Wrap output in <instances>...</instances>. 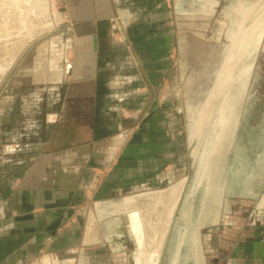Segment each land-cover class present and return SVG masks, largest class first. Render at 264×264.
Returning a JSON list of instances; mask_svg holds the SVG:
<instances>
[{
    "label": "crops",
    "instance_id": "1",
    "mask_svg": "<svg viewBox=\"0 0 264 264\" xmlns=\"http://www.w3.org/2000/svg\"><path fill=\"white\" fill-rule=\"evenodd\" d=\"M69 6L83 27L76 57L87 61L75 64L64 99L66 133L56 136L62 144L42 151L39 139L34 161L30 152L0 164V250H7L0 264H264V126L256 125L259 116L264 125V70L259 77L255 62L264 13L248 24L255 8H232L240 16L236 33L225 65L217 64L216 90L224 94L226 78L241 84L236 98L217 106L219 120L230 117L236 130L225 134L219 121V134L194 129L189 137L175 129L169 94L160 96L173 65L170 2L69 0ZM206 113L200 110V129ZM178 140L189 162L177 182ZM189 140L202 144L193 158ZM197 184L201 210L211 215L200 223L192 213L179 220ZM19 235L23 241L15 244ZM65 235H72L67 249L56 237Z\"/></svg>",
    "mask_w": 264,
    "mask_h": 264
},
{
    "label": "rangeland",
    "instance_id": "2",
    "mask_svg": "<svg viewBox=\"0 0 264 264\" xmlns=\"http://www.w3.org/2000/svg\"><path fill=\"white\" fill-rule=\"evenodd\" d=\"M168 1L174 9V45L170 52L173 65L167 89L161 91L160 96L169 94L171 98L170 105L175 109V129L177 132L185 131L189 137L194 129L198 130L196 134H219L220 121L224 133L231 134L235 121H228L230 117L219 120L217 106H221L225 98H236L241 84L232 86L230 78L225 77L223 87L229 93L216 90L219 79L216 75L217 64L219 67L225 65L226 59L223 58L228 55L232 35L236 33L234 20L240 16L232 8L239 3L255 8L247 20L250 24L264 13V0ZM69 7V0H0V164L3 160L15 162L23 159L30 152L33 154H29V157L34 161L39 139L45 143L42 151L55 149L57 142L59 146L62 144V137L58 141L56 136L66 133L62 131L66 124L61 123L63 103L71 93L70 84L74 83L73 70L79 60L76 51H83L77 42L83 27L75 25ZM115 34L121 35L119 32ZM220 37L222 41L218 43L216 40ZM258 38L255 62L262 78L264 25L263 34ZM221 55L223 60L220 59ZM81 60L87 61L81 58L78 62ZM247 63L248 59L245 58L237 67L246 66ZM263 91L264 87H261V96ZM201 109L205 113L207 111L202 129ZM192 110L195 119L199 116L197 124L192 121ZM262 119L261 116L257 117L256 125L263 127ZM179 140L176 148L179 167L177 182L183 179V170L189 162L185 144ZM199 142L196 141V147L202 145ZM196 153L199 156L198 150ZM1 172L5 174L8 170ZM162 185L161 189L167 191V185ZM71 236L65 235L64 239L56 236L63 249L72 245ZM22 238V235L16 236L15 244L22 242ZM96 242L100 243L101 240ZM6 254L7 250H0V260L7 257ZM96 254L97 259L103 258L102 252L97 250Z\"/></svg>",
    "mask_w": 264,
    "mask_h": 264
},
{
    "label": "flooded vegetation",
    "instance_id": "3",
    "mask_svg": "<svg viewBox=\"0 0 264 264\" xmlns=\"http://www.w3.org/2000/svg\"><path fill=\"white\" fill-rule=\"evenodd\" d=\"M195 162H196V165H195L196 169L194 172L195 173L194 178L197 177L196 173L198 170V166L200 165L199 161L195 160ZM193 182L196 184V183H199V180L196 182V180L194 179ZM189 194H190V191L188 190V192L186 194L187 197H186V199L183 200L181 208L179 210L178 218H179V220L184 219V221H188L187 217L190 216V214L192 213V216L195 215L196 221L200 223L201 220L207 219V216H210L211 212H208L207 214H205V211L201 210L200 196H199L200 191L198 188V184L194 188L193 193H191V195L188 196ZM186 225H188V224H186ZM186 225L183 224V226H186Z\"/></svg>",
    "mask_w": 264,
    "mask_h": 264
},
{
    "label": "water",
    "instance_id": "4",
    "mask_svg": "<svg viewBox=\"0 0 264 264\" xmlns=\"http://www.w3.org/2000/svg\"><path fill=\"white\" fill-rule=\"evenodd\" d=\"M195 144H196V141L190 143V145H189V155L191 158H193L192 152H193V148H194Z\"/></svg>",
    "mask_w": 264,
    "mask_h": 264
}]
</instances>
